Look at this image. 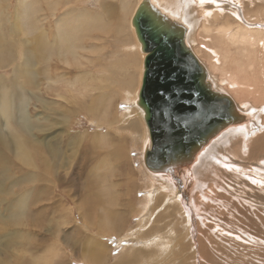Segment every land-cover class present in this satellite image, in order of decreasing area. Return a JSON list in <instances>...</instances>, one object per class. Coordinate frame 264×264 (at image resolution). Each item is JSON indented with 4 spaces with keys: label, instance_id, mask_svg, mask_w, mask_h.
Returning a JSON list of instances; mask_svg holds the SVG:
<instances>
[{
    "label": "rangeland",
    "instance_id": "374dc122",
    "mask_svg": "<svg viewBox=\"0 0 264 264\" xmlns=\"http://www.w3.org/2000/svg\"><path fill=\"white\" fill-rule=\"evenodd\" d=\"M37 1L44 21L39 25L49 42L54 39L56 18L67 11L91 12L106 28L86 32L77 59L53 54L42 62L40 68H48L52 82L41 75L36 88L27 86L29 67L16 51L27 36L13 27L18 0H0V38L13 42L8 51L14 53L0 67V78L7 89L24 84L32 95L26 112L36 126L30 132L12 119L7 128L0 118V133L12 143L10 149L0 142L7 152L6 163L0 155L5 163L0 188L1 179L8 176L0 191V264H264V96L240 97L222 84L226 76L221 74H230L213 66L209 52L228 50L235 41L238 53L229 61L243 66L241 72L253 80L264 82V66L258 60L250 65L243 53L264 45V0H191L189 5L200 41L188 45L210 70L217 90L229 94L237 105L243 103L239 108L248 121L225 129L200 152L213 148L217 158L208 165L203 184L193 183L196 187L186 202H178L175 194L166 198L168 187L161 181L167 188L163 192L153 184L148 175L154 173L145 168L144 158L140 160L144 125L130 106L131 84L125 79L131 74L136 82L140 77L130 62L136 59L134 64H139L142 55H134L135 39L128 29L137 0H129L128 15L122 0H58L56 14L48 8L56 0ZM186 10L180 16L191 29L193 20ZM206 10L213 12L205 17ZM205 18L213 24L208 33L201 27ZM236 19L249 29L248 40L232 39L225 23L234 26ZM115 60L129 64V71L113 64ZM239 82L255 86L245 77L239 76ZM17 91L19 87H14ZM129 96L133 98V93ZM131 127L135 130L129 131ZM239 127L246 131L245 138L239 133L231 142L219 141ZM16 136L35 163L17 156ZM257 141L263 146L253 150ZM198 158L191 170L195 171ZM173 178L169 183L177 192L183 183L178 182L186 179ZM151 187L162 192L161 199L146 207L145 202L154 198Z\"/></svg>",
    "mask_w": 264,
    "mask_h": 264
},
{
    "label": "bare ground",
    "instance_id": "6f19581e",
    "mask_svg": "<svg viewBox=\"0 0 264 264\" xmlns=\"http://www.w3.org/2000/svg\"><path fill=\"white\" fill-rule=\"evenodd\" d=\"M122 1H123V5H124L123 9L125 10L124 13L126 15H128L127 13H128L130 1L129 0H122ZM148 1H149L150 4L153 3L156 7L160 8L164 12H167L171 16L176 17L177 19H179L184 24V26L187 28V34H186L187 43L190 44V43L193 42V40H197V38H198L197 41H200V38H199V33L200 32H198V29L194 28L196 26V24H197L194 21L196 19V16H194L191 13L192 9L189 6L192 3L191 0H148ZM58 2H59L58 0L52 1L48 5V8L52 12V14H56L55 9L58 6V4H57ZM65 2H67V0ZM141 2H142V0H137L136 1V6L134 7L133 12L130 15L129 22H128V24H129V28L128 29H130V33H132L133 38L135 39V41L133 43V46H132V49L135 50L134 55H135V53L138 56H139V54L142 55V58H141V56L139 57V60H140L139 64H134V62L136 60L135 59V60H133L132 63L130 62V66L134 65V67H137L139 69V76L140 77H138L136 79V82H135V80H132L131 74H130V76H127V78L125 76V79L127 80V82L131 84L130 87H131L132 92H129V93L130 94L133 93V96H132L133 98H130L131 97V96H129L130 94L129 95L127 94L128 95L127 98L129 97L128 101L130 102V106L132 107V109H135L134 110V112H136L135 114L137 116H139V118L142 120V123L144 125L143 126V129H144V132H143L144 133V135H143V148H142V152L140 151V160L142 158H144V153H145L146 148L148 149V151H151L153 149L152 140L150 138V133H149V127H148V125H147V123H146V121L144 119V111L137 105V99L139 97V94H140V91H141V88H142V84H143V79H144V70H145V68H144V60H145V57H146L147 53L143 52L142 49H141V43L139 42V40L137 38L136 29L133 26L132 19H133L135 11L137 9V6ZM201 2H202V0H201ZM249 3H251V2H249ZM185 9H188V10H186V12H188V13L190 12V15H189L190 17L187 16V18L189 17L191 20H193V22H192V24H193L192 26L193 27L191 29L183 22L184 19L182 17H183V14L185 13L184 12ZM40 10L41 9H39V2L37 0H32V1H30V0H18L17 9L15 11L16 22L13 24V27L17 31H20L23 36H27V39H25V41L23 40V41L18 43L19 45H21V46H18L19 49L15 48L16 51L18 50L20 52V54H18V56H20V59L22 60V62L23 63L25 62V66L29 67V70L27 69V71H26V73L30 76V80L27 79V82H26L27 86H34L35 81L39 82L38 81L39 76H41V75L42 76H47V74L49 73L47 71L48 68H46L44 70H41V68H40L41 65L40 64L42 62H44L45 60L49 59L53 54L57 55L59 58H61V57L62 58L65 57L66 58V56H72L73 60L77 59V55H78L77 50L80 49V48L82 49L84 47L83 45H81V42H82L83 38H85L87 36L86 32H88L89 30H92V29L103 30L104 28H106V26L104 24H100L99 23V20H100L99 16H97L95 14H92L91 12H87L86 10H84V11H78V12L73 11L72 14H70L71 12H69V14H68V11H67L66 13H62L58 17L56 15L57 18L55 20L54 32L52 34V37L54 39H53V41L51 40L49 42V38L47 36V32L43 30L44 26L39 25V22L44 23V21H42L43 18L40 17L41 15L40 16L38 15V12ZM212 12L213 11H211V10H210V12H208L206 10V12L203 13V14L206 17L207 15H209ZM69 15H71V16H69ZM46 19H47V16H46ZM238 19H236L237 20L236 25L232 26L230 23H225V26L228 29L231 30V32L233 34V38L232 39L236 40V38L239 37V39H240V37H241L243 41H246V40H248L247 33L249 32L248 31L249 29L246 28L244 23H242L240 20L238 21ZM228 20H229V18L226 19V21H228ZM212 25H213L212 22L211 23L210 22L207 23V19L205 18V20H203V22H202L201 27H202V30H204L205 33H208V32L213 30V28H211ZM5 41H7V40H5ZM240 41H241V39H240ZM230 43H231V48L228 49V50L221 51L219 48L209 49V52H210V55H211L210 58L213 61V66L216 69H220V71H222L223 73H229L230 74V75L221 74V76H226L224 78H222L220 76V78L224 79V80H220L221 83L222 84H227L235 92V94L240 96V97H245L246 96L245 94H255L256 96H258V98H262L264 96V92L262 91V90H264V82L263 81H258L257 82L255 80H253L252 78H250L247 75V73L241 72V70L244 69L243 66H241V65H236L235 66L234 64H232L229 61L230 59L233 58V56H236V54L238 53L237 50H236V47H235V51H234V45H236V42L231 40ZM258 43H260V42H258ZM28 44H29V46H27ZM247 45H248V43H247ZM260 45H257L258 46V50H257V48H255L253 46L254 49H252V50L246 49L245 51H243L244 56L250 62V65L253 64V62H257V60H258L260 62V65L264 66V45H263V47H261ZM12 47H13V42L11 40H9V41H7L5 43L0 38V67L8 59L11 60V57L13 56L14 53L13 54H12V52L9 53V51H11L10 49H12ZM26 47H28V48L25 51L24 48H26ZM261 49H263V50H261ZM138 56H137V58H138ZM115 61H117V60H115ZM113 64L119 65V67L121 69L125 68V69L128 70V67H129V64L126 65V64L123 63V61H117V62H115ZM5 65H7V64H5ZM140 71H141V74H140ZM209 71L210 70H208V75L210 77ZM18 74H19V72H18ZM239 76L245 77L246 81H248L251 85H255V86L243 87L241 85V83L239 82ZM227 77L232 79L233 81H230L228 79L230 81V83H229V81L227 80ZM47 80L49 82L50 81L52 82V80L48 76H47ZM138 82H139V84H138ZM234 82H236V84H237L236 89L232 88L235 85ZM53 84L55 85V83H53ZM256 85H259V86H256ZM23 86H24V84L19 83L17 85H13L12 87H10V89H7L5 82H2L1 78H0V118L1 117L4 118V126L7 127V128L12 127V119H15V121L13 122L14 124H15V122L16 123L18 122L17 124H18L19 127L21 126L22 128L32 132V129L34 127H36V126L32 125V123L30 121V117L28 116V114L26 112V108H27V106L29 104V100H30V97H32V95H30L29 91L26 89V87H23ZM48 86H49V84H48ZM14 87L15 88L19 87L20 92L17 91L15 93L14 92ZM215 88L219 89L218 87H215ZM123 89L125 91V88H123ZM127 91H129V89H127ZM125 93H126V91H125ZM242 104H243L242 102L238 103L239 107L243 106ZM128 130L129 131L130 130L134 131L135 129L131 127ZM245 132L246 131H244V129L242 127H239L237 129L235 128L233 130H230V132L227 133V135L225 137L221 138L219 141H222V144H225L226 142H229V141L231 142L232 139L236 138L237 134L240 133L239 135L243 136ZM1 133H2V131H1ZM1 133H0V142L1 143H6L7 147L9 148L10 145H12L11 140L8 138L7 135H5L3 133L1 135ZM17 137L18 136H16L15 140H14V142L16 141V139L18 141L17 145H16L17 146V151H16L17 152V156L20 157V159L23 160V161L29 162L31 160L30 161L31 163L32 162L35 163V161L33 159H31L33 157L30 154L31 152L28 151V147L26 146V144L21 142L22 141L21 137H19V138H17ZM262 138H263L262 140H264V137H262ZM263 145H261V141H257L256 144H253L252 149L253 150L258 149L259 147H262ZM10 149H12V148L10 147ZM58 151H59V149H58ZM6 153H7L6 150L3 151L0 148V155H3L2 158H4L5 163H6ZM121 154H122V152H121ZM121 154H119V155H121ZM56 156L57 155H55V159H56ZM2 158L0 160V174L1 173L3 174L2 167L5 165V163L1 164ZM216 158H217V155H216L215 150L213 148H209L205 152H203L202 154L200 153L199 158H198L199 165L197 163V165L195 167V171L191 170L192 168H194V166H193L194 163H193L189 167L184 168L185 170L181 169L183 171L170 170L169 172H166V173H159V172L158 173H154V172H152L155 175L153 174V175H148V176H150L151 180L153 181V184L158 185L163 192L167 188H165V186L163 187L159 183L161 181H163V183H165V185L168 187V190H169V191H166V193H167L166 194V198L170 194L173 195V196L175 194V196L177 197L178 202H186V201H189L188 197L194 191L191 188L196 187L195 185H193V183L196 184V182H199L203 178L204 174L206 173L205 171H206L208 165L210 164V167H211L215 163ZM123 159H124V157H123ZM143 164H144V162H143ZM144 166H145V168L147 170H149V169H150V171L153 170L152 168H149L146 164H144ZM144 166H143V168H144ZM192 171H194L197 174L196 179L193 177ZM162 175H164V176H162ZM4 176L5 177L3 179H1L2 186H4V187H1L0 191L4 190V188L6 187L5 186L6 185L5 180H6V177H8V176H6V175H4ZM24 177L25 176H23V179H25ZM161 177H164V179L161 178ZM173 177H179L180 179L182 178L183 180L186 179L184 181L178 182V183H182V182L183 183L180 185V188H179V190L177 192L173 191L174 183L171 184V185L169 183V181L171 179L172 180L174 179ZM198 184H199V186H201L203 184V181H200ZM150 192L154 193V198L153 199L149 198V200L147 202H145V206L146 207H148V205H147L148 203H150L152 201H154L156 203L157 200L161 199L160 194L162 192L159 191L157 188L155 189L154 187H151ZM170 198L172 199V197H170Z\"/></svg>",
    "mask_w": 264,
    "mask_h": 264
},
{
    "label": "water",
    "instance_id": "95a60500",
    "mask_svg": "<svg viewBox=\"0 0 264 264\" xmlns=\"http://www.w3.org/2000/svg\"><path fill=\"white\" fill-rule=\"evenodd\" d=\"M151 4L142 0L132 19L147 53L137 105L153 147L146 148L144 162L151 172L166 173L189 167L212 139L248 119L229 94L214 87L186 41L184 24Z\"/></svg>",
    "mask_w": 264,
    "mask_h": 264
}]
</instances>
